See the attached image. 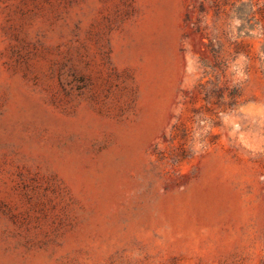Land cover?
Returning <instances> with one entry per match:
<instances>
[{
  "label": "rangeland",
  "instance_id": "1",
  "mask_svg": "<svg viewBox=\"0 0 264 264\" xmlns=\"http://www.w3.org/2000/svg\"><path fill=\"white\" fill-rule=\"evenodd\" d=\"M0 264H264V0H0Z\"/></svg>",
  "mask_w": 264,
  "mask_h": 264
}]
</instances>
